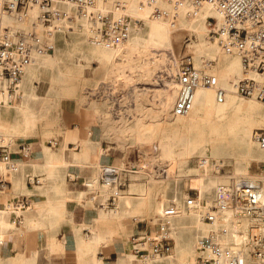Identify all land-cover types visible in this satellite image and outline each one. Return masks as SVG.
Returning <instances> with one entry per match:
<instances>
[{"label":"bare ground","instance_id":"1","mask_svg":"<svg viewBox=\"0 0 264 264\" xmlns=\"http://www.w3.org/2000/svg\"><path fill=\"white\" fill-rule=\"evenodd\" d=\"M123 1L126 5L125 11L132 20L138 17L144 21V25L131 22L130 35L125 41L126 46L123 45L125 42L104 44L92 40L86 17L79 14L83 19L76 15V22L70 21L74 19L71 11L73 12V9L75 11V6L70 2L62 4V7L71 15L68 19L56 20L54 22L56 26L51 27V34L48 37L52 46L51 51L36 53V58L25 68L15 91V95H19L20 100L9 102L8 97L2 92L10 93L5 88L1 92L2 84H0V125H4L14 110L23 132L36 133L38 126L44 127L42 131L44 132L47 129L46 124L58 120V113L53 111L55 106H59L63 96L76 93L79 81L87 78L83 69L92 66L94 61L101 63L106 60L110 65V62L113 61L127 60V56L131 53L144 52L149 49L158 52L159 58H162L169 48L174 47L172 37L175 35L173 36V33L182 30L183 32L180 31L178 34H193L195 39H192L188 50L195 55L193 58L197 64L202 58L215 60L211 71L217 78V85L226 90L223 101L217 100L214 86H198L193 91L191 108L184 114L172 115L170 110L178 94V83L175 78L165 77L161 73L158 74V78L164 91L156 101L158 106H150V103L142 104L137 91L134 109L135 112L139 111V115L130 118L120 115L122 111L120 107L118 108L120 105H116L115 98L110 97L109 90L116 87V83L112 81V75L106 73V79L86 87L83 95L79 94L76 111L79 113V122L87 129V135H83L78 126H75L74 130H70L68 127L58 130L63 137L62 146L59 148V158L53 157L51 149L43 143L44 152L49 156L47 162L50 168L48 174L42 178L43 183L37 188L39 193L44 194L47 192V179L51 182L55 181V178L64 180V172L53 174L54 167L57 164L65 165L66 161L61 157L62 152L66 148L67 140L74 136L79 139L82 152L85 147L87 148L90 158L88 160L80 159L79 152L71 149L74 159L69 166H80L87 163V167H91L92 173L85 179V182L88 189L96 194L87 196L85 202L86 194L83 195L82 192L77 191L71 194L69 191L70 198L78 199V201L83 199L85 204H94L93 201L98 200L101 204L97 209L100 216L112 214V207L108 204V196L111 194H115L112 204L115 200L116 204L121 206L122 211L130 212L135 208L149 207L152 211V222L158 229V233L150 234L148 231V236L170 237L173 240V245L167 254L157 256L145 254L142 261L146 264H197L196 255L198 252L195 245L199 238L214 231L220 243L237 245L244 241L249 231L251 216L243 214L233 207L224 205L214 210L216 218L213 222L207 221L204 214L207 206L211 203L212 188L218 181H221L226 192L232 190L233 181L238 178L260 181L264 188V168L258 175L248 173L252 161L264 165V150L252 137L253 129L256 126H264V103L256 101L252 97L245 98V96L236 95L234 82L245 75V72L240 57L236 53L223 51L216 42L208 38V32L214 22L213 18L207 15L208 10L193 14L190 3L188 0H184L177 7V20L172 22L166 15L152 16L151 7L149 5L141 6L139 0ZM160 5L169 9L166 2L160 1ZM66 32L69 36L66 35ZM171 50L173 51V49ZM165 58L167 57L165 56ZM109 75L110 77H108ZM43 76H48V83L45 86L33 84L34 80L40 81ZM95 90H99L103 94L94 95L92 92H96ZM146 91L145 89L143 93ZM82 96L83 103L80 102ZM94 97L101 98V100ZM105 100L111 107L112 117ZM117 100L119 102L121 99ZM96 125L99 126L101 137L109 138L112 134V139L114 138L117 141V146L121 148L125 146V141L142 144L146 140H150L152 135H156L159 140L157 144L158 156L169 164L175 163L180 166L183 164L185 156H198L196 165L184 169L189 179L188 184L198 193V196H194L192 205L187 204L188 193L185 196L186 203L179 195L180 178H171L164 182L150 175L148 179L150 182L145 189L146 195L141 194L139 197L123 195L124 193L121 194V189L117 186L101 181L99 170L102 163L100 158L102 154L108 153V149L100 146L94 147L92 134ZM40 136L44 140L42 134ZM81 151L80 154H82ZM123 157L120 154L116 155L113 157L117 158L116 163L111 164L120 170L129 171V176H133V181L130 179L132 181L130 188L139 190L142 183L137 181L138 170H136L135 164H131L128 168L127 161ZM33 165L35 164L30 161L20 164L15 169H11L10 174L17 172L24 174L26 167ZM222 165L227 168L229 166L230 170L227 171H230L232 175L222 174L220 171ZM2 168L3 166L0 165V170ZM132 172L134 174L130 175ZM29 190L24 182H15L13 189L7 194ZM156 190L161 192V199L153 200V193ZM168 200L175 203L178 208L177 213L165 214V209L170 206ZM29 209H34L33 202ZM133 218L137 217L133 216ZM261 224L264 225V218ZM7 225H12V223H7ZM131 242L133 243L131 249L136 253L146 251L143 250V248L145 249L143 243L132 239ZM129 246L126 243V250L120 254L119 264H132L134 255L129 252ZM99 263L103 264L101 261Z\"/></svg>","mask_w":264,"mask_h":264},{"label":"built area","instance_id":"2","mask_svg":"<svg viewBox=\"0 0 264 264\" xmlns=\"http://www.w3.org/2000/svg\"><path fill=\"white\" fill-rule=\"evenodd\" d=\"M166 2L169 9L160 5ZM184 0H139L141 6L149 5L152 16L169 17L175 22L178 17L177 7ZM64 2L75 6V12L86 17L89 22V35L94 41L104 44H122L130 32L131 22L143 23V20L131 16L125 11L123 0H0V84L2 91L14 93L18 81L36 53H45L51 49L48 39L51 27L56 20H65L70 13L62 7ZM191 13L198 14L208 10L213 18V25L208 38L216 42L225 52L236 53L241 60L245 75L234 82V91L246 97H252L264 103V0H188ZM56 26V25H55ZM213 61L203 59L196 64L190 54L168 51L167 64L163 76L173 77L178 83L172 115L186 113L193 103V91L198 86H214L216 98L223 101L226 90L217 85V78L211 71ZM5 88V89H4ZM94 95L100 93L95 90ZM116 100L121 96L112 94ZM253 138L264 150V128H255ZM51 145L56 141H49ZM21 154H28L29 145L18 146ZM15 144L0 140V188L4 189L10 177V170L17 167L13 154ZM111 163H102L100 180L121 189L125 185V173ZM30 182L39 183L36 177L28 178ZM115 194H111L112 202ZM194 196L187 195V204L192 205ZM27 201L20 203L21 207ZM226 205L243 214L251 216L249 231L244 241L237 245L220 243L214 231L196 241L197 264H264V188L260 181L238 178L233 181L230 192H226L221 181L212 188L211 203L207 206L204 218L213 222L214 210ZM178 212L175 205L165 209V214ZM135 220L137 218H134ZM143 220H136L137 223ZM134 236L136 242L144 244L146 251L140 255H164L172 249V239L166 236L149 237L147 226ZM90 233L88 230H86ZM137 250V249H136Z\"/></svg>","mask_w":264,"mask_h":264},{"label":"crops","instance_id":"3","mask_svg":"<svg viewBox=\"0 0 264 264\" xmlns=\"http://www.w3.org/2000/svg\"><path fill=\"white\" fill-rule=\"evenodd\" d=\"M71 13L74 19L70 21L76 22V15L83 19L74 9ZM85 69L89 70L91 68L85 67L83 69L84 74ZM94 71H91V75L94 74ZM47 79L48 76H43L40 81L34 80L33 84L45 86L48 83ZM91 85L85 86L84 89ZM2 93L8 97L7 100L9 102L20 100V96L15 95V92L11 94ZM70 97L74 98L75 104L71 110H68L64 107V101ZM65 99H60L58 120L50 127L49 131L59 140L58 142L56 141L57 144L55 146L47 144L51 140H47V143L45 139L42 140L40 136L44 130L42 126H38L36 133L33 134L23 132L22 127L18 124L17 113L14 110L11 116L7 117L8 119L4 125H0V132L2 129L3 131L9 130L8 133L10 134L16 132L19 136L26 138L24 142H18L19 138L5 139L7 135L0 134V140H11L15 144L17 152L13 154V158L16 160L17 166L28 161L35 164L27 166L24 174L20 172L10 174L6 187L4 189L0 188V264H100V261L103 264H119L121 260L120 254L125 252L126 243L130 245L129 252L134 255L132 264H146L142 261L145 254L140 256L131 249L133 247L131 236H135L136 233L144 228H138L136 233L129 234L132 228L139 226V223L135 222L134 225H127L126 218L133 213L141 212L143 208L149 210V207L135 208L130 212L127 210L122 211L121 206L116 204L115 200L112 204L109 195L108 204L112 207V214L100 216L97 212V209L101 206L98 200H94V204H85L84 201L86 202L87 196L96 194V192L88 189L85 182V179L92 173L91 167H87V163H84L86 165L69 166L74 159L72 150L79 152L80 159L88 160L90 158L86 147L83 152L81 151L79 139L73 136L67 140L66 148L62 152L64 155L62 154L61 156L66 163L65 165L57 164L54 167L55 171L53 174L64 172V180L55 178V181L51 182L47 179V192L44 194L38 192L37 186L43 183L42 178L45 174H48V169L50 168L47 162L49 156L44 152L43 143L51 149L53 157L59 158V148L62 146L63 137L58 133V130H62L65 127L74 130L75 126H78L81 133L87 135V129L79 122V113L75 109L78 101L77 94L74 93ZM69 116H72V119H70L68 124L69 119L68 121L66 119ZM92 138L94 147L100 146L108 149L107 154L101 155V163H116L117 158L113 157L119 154L113 152L117 149L112 148V140H110L112 139V134L109 138L101 137L99 126L96 125ZM23 143L29 145L26 156L21 154V150H18V146ZM75 143L77 144L75 145ZM80 151L82 154H80ZM34 177H37L40 182L36 184L28 180V178L33 179ZM15 182H24L30 190L7 194L8 191L13 189ZM126 186L125 189H121L123 191L121 194L124 193L123 195L132 197H139L141 194L146 195V190L144 192L138 191L139 194L135 193V191H130V182ZM69 191L71 194L74 191L82 192L83 195L86 194L84 201L83 199L78 201V199L70 198ZM187 193V190H185L182 195L185 203ZM196 195L198 196L197 192ZM23 201H29V204L25 207H20L19 205ZM31 202L34 204V209H29ZM168 202L169 205H175L170 200ZM149 211L151 214L152 211ZM7 223H12V225H7ZM153 233H158L154 222H152L150 228V234ZM85 238L87 239L85 240ZM143 250L145 249L143 248Z\"/></svg>","mask_w":264,"mask_h":264},{"label":"rangeland","instance_id":"4","mask_svg":"<svg viewBox=\"0 0 264 264\" xmlns=\"http://www.w3.org/2000/svg\"><path fill=\"white\" fill-rule=\"evenodd\" d=\"M142 24L144 25V21ZM180 31L183 32L182 30H179V32ZM179 32L173 33V36L175 35L174 37H172L174 47L171 49H173V51L175 53L190 54L192 57H194L195 55L192 54L188 50V48L191 46L192 39H195V36L193 34L192 35L178 34ZM67 35H68V33H67ZM129 35H130V32H129ZM123 45L126 46V42ZM171 49L169 48L167 50V53ZM145 52L147 55L144 54ZM165 53H166V50H165ZM167 53L164 55V57H162L163 58L162 59V58H159L158 52H155V50H153V49H149V50L144 51V52H139V53L134 52L133 54L131 53L130 55L127 56V60H123L122 62L120 61L121 63L119 61H113V62H110V65H109V63L106 60H103L101 63L94 61L93 66H91V67L89 66V68H91V69H89V70L85 69V74H86L87 78L85 80H81L82 82L79 81V84H78V87H77V90L75 93L78 96V99H77L78 101H77V105L75 106V109L76 110L78 109L79 94L83 95L84 87L87 85H91V84L92 85L97 84L100 80L106 79L105 78L106 73H109L110 75H112V81L116 83V87H114L113 89L111 88L109 90L110 95H111L110 97H112V94H115L114 95L115 97H117V95L121 94V98H120L121 100L119 102H118V100L114 99V101H116V105H120V106H118V108L120 107L122 110L120 112L121 113L120 115H124V116L130 117V118H133L134 116L139 115V111L136 110L137 112H135V109H134V106L136 103L137 91L139 92L138 97H139V99L142 100V104L150 103V106L151 105L152 106H158V103H156V101H158V98L161 96L162 91H164V87L161 85V83L159 81V78H158L159 75L158 74L163 73L162 69L164 71V67L167 64V58H165V56L167 57ZM203 59H205V58H202L198 62V64H200V62ZM194 61H195V59H194ZM213 64H215V60L213 61ZM92 70L93 71L95 70V71H94V74L91 75ZM110 75L108 77H110ZM145 89L147 91L145 93H143V91ZM102 94H103V92H100V95H102ZM71 95H73V93H69V94L63 96L62 99H65L66 97H69ZM139 95L140 96L142 95L141 96L142 98ZM236 95L243 97L240 94H236ZM94 98H96V97H94ZM245 98H247V97L245 96ZM248 98H250V97H248ZM96 99L101 100V98H96ZM149 99H150V101H149ZM83 101H84V98L82 96V100L80 102L83 103ZM105 101L107 102V105H108V108L110 111V116L112 117L113 114H111L112 113L111 107L109 106L108 101L107 100H105ZM74 104H75V100L73 97L67 98L64 101V107L67 108L68 110H71V108H73ZM58 108H59V106H55V108L53 110L56 114L59 113ZM127 114L128 115L130 114V115L128 116ZM168 116H169V114H168ZM68 119H69V121H68ZM70 119H72V116H69V118L66 119L68 121V124L70 123ZM54 124H55V121L52 123L50 122V124H46V127L48 130L46 129L44 132L41 133L43 138L46 140V143H47V140H51V141L53 140V141H57V142L59 141L58 138H56L54 135H52V132H49L50 127H52ZM260 126H258V127L256 126L255 128H260ZM261 128H264V126H262ZM254 129H253V131H254ZM58 133L60 134V131H58ZM0 134L7 135V137H5V139L19 138V140H17L18 142H24V140L26 139L25 137L19 136L16 133L10 134L6 131H1ZM252 137H253V132H252ZM110 140H112V148L117 149L113 152H117L122 157L125 156L123 158H124V160L127 161L126 165H128V168L131 164H135L136 170H138V172H137L138 177L137 178L139 180H137V181L141 182L142 186L140 187L139 190H132L130 188V191H135V193H137V194H139V192H144L148 183L150 182L148 180L150 178V175H153V176L161 179L164 182L167 181L168 179H171V178H180L181 179L180 184L178 185L179 195L182 197L183 192L185 190H187L188 194H190L191 196L196 195L197 190L194 188H191L190 185L188 184L189 179H188V176L186 174V171H184V169H186V167H188V166L196 165L198 163V159H199L198 156L197 157L194 155L193 156L192 155L185 156L183 164L179 166L175 163L169 164L167 161H164L163 159H161L158 156L157 144L159 143V140H158V137L156 135H152L150 140H146L142 144L125 141V144H124L125 146L123 148L117 146V141L114 138L110 139ZM47 144L51 145L49 142ZM166 168H168V169L164 170ZM262 168H264V165L257 164L255 161H252L250 166H249V172L248 173L253 174V175H258V174H260ZM227 170H230L229 166H228V168L226 166H223V165L220 166V171L222 174L232 175L231 172L227 171ZM123 172L125 173L126 177H125V181H124L125 185H123L121 187V189H125L127 187L126 185L129 182L131 183L133 181V179H132L133 176H129V173H130L129 171H123ZM143 172H145V173H143ZM132 174H134V172H132L130 175H132ZM263 174H264V170H263ZM129 177L132 181L128 179ZM121 192H123V191H121ZM160 197H161V192H158L156 190V192L153 193V197H152L153 200L161 199ZM149 210L147 208L146 209L143 208V210L141 212L133 213L128 218H126L127 219L126 224L130 225V226L134 225L136 220H143L142 221L143 223H139L138 227L135 226V228H132V230H130L129 234L136 233L138 228H141V227L145 228V222H149V225L147 226V231H150V228L152 226V216L149 213L150 212ZM133 216H136L137 219L135 220L134 218H132ZM140 218H142V219H140ZM11 227H13V226H11ZM131 239L133 241H135L134 236H131ZM171 241L173 242V240H171Z\"/></svg>","mask_w":264,"mask_h":264}]
</instances>
